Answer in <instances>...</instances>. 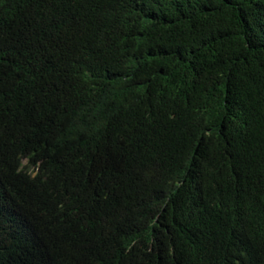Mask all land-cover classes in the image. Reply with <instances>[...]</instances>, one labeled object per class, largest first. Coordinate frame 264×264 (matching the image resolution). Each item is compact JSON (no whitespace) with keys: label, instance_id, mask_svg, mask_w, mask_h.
I'll use <instances>...</instances> for the list:
<instances>
[{"label":"trees","instance_id":"obj_1","mask_svg":"<svg viewBox=\"0 0 264 264\" xmlns=\"http://www.w3.org/2000/svg\"><path fill=\"white\" fill-rule=\"evenodd\" d=\"M22 251L264 264V0H0V264Z\"/></svg>","mask_w":264,"mask_h":264},{"label":"clouds","instance_id":"obj_2","mask_svg":"<svg viewBox=\"0 0 264 264\" xmlns=\"http://www.w3.org/2000/svg\"><path fill=\"white\" fill-rule=\"evenodd\" d=\"M103 203L97 204V199L93 196H88L87 199L76 210H71V215L75 222H72L71 231L82 233L81 248L85 255L100 261V223L104 219L102 210ZM16 244L12 238L9 246ZM191 264H212L208 262H197L193 256L190 257ZM12 264H37L35 260L25 254L23 251Z\"/></svg>","mask_w":264,"mask_h":264}]
</instances>
